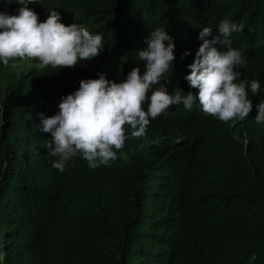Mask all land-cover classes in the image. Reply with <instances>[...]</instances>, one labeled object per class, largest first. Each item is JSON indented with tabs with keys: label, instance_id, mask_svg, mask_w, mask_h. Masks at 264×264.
<instances>
[{
	"label": "trees",
	"instance_id": "trees-1",
	"mask_svg": "<svg viewBox=\"0 0 264 264\" xmlns=\"http://www.w3.org/2000/svg\"><path fill=\"white\" fill-rule=\"evenodd\" d=\"M39 3L28 7L40 20L54 7L63 23H78L105 44L82 66L17 70L18 60L0 62V77L9 80L0 81V264H264V123L255 122L256 105L264 100V0ZM19 7L0 0V11L16 14ZM222 19L244 25L231 36L245 61L236 69L239 79L260 81L258 94L249 84L248 117L224 122L205 115L198 102L191 110L181 103L151 120L145 137H128L114 175L104 182L76 184L87 169L79 154L62 172L48 166L65 192L54 203L72 218L44 248L30 242L28 257L13 252L4 231L13 238L14 216L45 189L50 174L39 151L47 157L50 135L39 128L40 113L58 112L61 97L77 90L81 79L102 73L120 81L133 67L143 73L138 53L156 28L175 44L173 68L162 83L170 92L195 94L185 80L187 66L202 43V28L215 36ZM156 135L159 144L148 146Z\"/></svg>",
	"mask_w": 264,
	"mask_h": 264
},
{
	"label": "clouds",
	"instance_id": "clouds-1",
	"mask_svg": "<svg viewBox=\"0 0 264 264\" xmlns=\"http://www.w3.org/2000/svg\"><path fill=\"white\" fill-rule=\"evenodd\" d=\"M6 2L20 7L16 14L0 11V62L5 66L15 60L18 63L29 61L26 67L30 64L59 69L82 66L86 60L99 56L104 47L100 34H92L75 22L63 23L60 12L54 7H48L47 18L40 20L38 13L28 7L30 3L40 4L39 0ZM243 28V24L229 19L219 22L215 36H212V28H202L198 37L202 43L193 62L187 66L190 72L185 76L189 87L198 90L195 94L170 92L162 83L165 75L172 71L175 59L173 38L164 28L154 29L144 38L147 46L138 53L144 62L143 73L140 67H133L120 81L109 80L102 73L98 78L81 79L77 90L61 97L58 112L40 113L39 128L50 134L44 145L47 157L39 146L45 168L49 170V166L62 172L79 154L87 169L76 184L87 179L104 182L105 176L114 175L128 137H145L151 120L167 117L169 109L181 103L191 110L198 102L205 115L224 122L248 117L253 110L249 84L252 94L260 93L261 85L255 78L250 82L239 79L241 73L236 70L245 61L241 51L232 47L231 36ZM18 63L17 70H20ZM0 81L9 83L4 77H0ZM255 122L264 123V100L256 105ZM127 128L131 129L130 134ZM168 138L174 142L178 136ZM158 144L156 135L148 146ZM47 178L45 189L35 193L24 211L14 216L13 238L4 231L12 251L24 254L20 255L23 258L29 256L25 251H29L30 242L44 248L47 240L51 241L60 232L62 223L72 218L69 216L73 213L66 215L60 211L59 204L54 203L56 196L65 193L60 190L62 185L51 171ZM256 258L253 254L250 260Z\"/></svg>",
	"mask_w": 264,
	"mask_h": 264
},
{
	"label": "rangeland",
	"instance_id": "rangeland-1",
	"mask_svg": "<svg viewBox=\"0 0 264 264\" xmlns=\"http://www.w3.org/2000/svg\"><path fill=\"white\" fill-rule=\"evenodd\" d=\"M29 64V61H20L19 63H18V65H19V67H26L27 65Z\"/></svg>",
	"mask_w": 264,
	"mask_h": 264
}]
</instances>
